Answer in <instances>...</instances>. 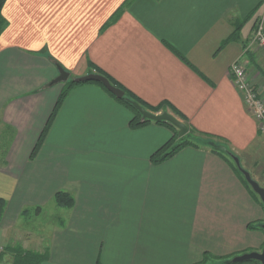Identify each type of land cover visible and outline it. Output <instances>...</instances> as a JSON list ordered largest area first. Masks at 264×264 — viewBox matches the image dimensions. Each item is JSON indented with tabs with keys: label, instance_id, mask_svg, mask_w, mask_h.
<instances>
[{
	"label": "crops",
	"instance_id": "crops-1",
	"mask_svg": "<svg viewBox=\"0 0 264 264\" xmlns=\"http://www.w3.org/2000/svg\"><path fill=\"white\" fill-rule=\"evenodd\" d=\"M2 16L0 250L47 254L43 264H222L263 251L264 207L231 159L186 147L154 164L170 128H133L132 112L96 84L57 104L66 82L100 70L226 142L264 188V133L229 77L245 63L264 101L253 39L264 0H7ZM59 192L71 208L56 206ZM36 210L51 219L35 231Z\"/></svg>",
	"mask_w": 264,
	"mask_h": 264
},
{
	"label": "trees",
	"instance_id": "trees-1",
	"mask_svg": "<svg viewBox=\"0 0 264 264\" xmlns=\"http://www.w3.org/2000/svg\"><path fill=\"white\" fill-rule=\"evenodd\" d=\"M6 1L7 0H0V36H1L4 28L7 26V22L2 16V8L4 7ZM253 15L254 14H252L248 18L247 21H250L252 19ZM247 21H245L244 24L247 23ZM95 72H96V74H99V75H102V76L106 77L114 86L120 88L122 91L125 92V97L123 99H118L113 94H111L109 91H107L101 84L93 83V82L92 83H88V84H96V85L100 86L111 97L116 99L123 106H125L128 110H130V112H132V114L134 115V117H133V119L131 121V125H132L133 128L138 129V128H141V127H143V126H145L147 124L153 123V122L144 121L142 115L134 108V106L132 105V103L129 100H131L133 102H136L137 104H139L140 106H142L144 109H146L147 111H149L151 113H155V114H157V113H169V114L173 115L174 117L180 119L188 127V130H189L188 134L185 137L181 138L179 136V132H178L177 128H175L173 125L168 124V123H164V122L155 123V124L164 125V126H167L168 128H170V130L173 133V137L166 145H164L156 153H154V155L152 157V161H153L154 164H162V163L166 162L168 159L174 157L178 152H180L182 149H184L186 147L200 148L201 147V143L204 142L205 145L209 144V142H210L209 140L213 141V142H210V143L213 144V148H211L212 152H214L217 155L223 156V157H225L227 159L234 158L233 154L231 153V151H229L226 148H220V146L217 144V141H218V142L223 143L224 145H227L226 142H224L223 140H220L219 138H214V137H212L210 135L200 134V133L196 132L188 124L187 118L185 116H183L181 113L176 112L175 110H172L170 112H167L165 110L163 111V106H159V107L145 106L142 102L131 98L129 93L126 90H124L123 88H121L120 86H118L115 82H113L108 75L104 74L100 70H96ZM80 84L81 83L75 82V79H72V80L67 82V84L64 87V90L62 91V94H61V96H60V98L58 100L57 108L62 104L63 100L66 98L68 93L74 87H76V86H78ZM46 132H47V128H46V130H45L43 135H45ZM190 135L191 136L192 135L193 136L197 135L199 138H201V140H197V139L194 140V137L192 139H190L191 138V137H189ZM214 141H216V142H214ZM37 150H38V148H36L34 154L36 153ZM235 168H236L237 174L240 176L241 180L243 181V184L250 190V192L256 198H258L257 194H255L253 192L251 187L248 185L246 180L241 175V173L238 170V168L237 167H235ZM55 202H56V204L59 207L71 208L73 206V204H74V199L68 193L59 192L55 196ZM261 204H262V202H261ZM262 206L264 207L263 204H262ZM6 207H7L6 201L4 199L0 198V222L2 221V218H3L4 213L6 211ZM24 213L27 214L28 211H26ZM261 230L264 231L263 228ZM8 253L11 254L14 257V264H43L48 259V255L47 254H39V253H35V252H30V251L23 250L20 247H16V248H6V249H4L0 253V262L3 259V256L5 254H8ZM248 263L260 264L257 261H251V262H248ZM248 263H244V264H248ZM222 264H233V263H232V260H231L229 262H224Z\"/></svg>",
	"mask_w": 264,
	"mask_h": 264
},
{
	"label": "water",
	"instance_id": "water-1",
	"mask_svg": "<svg viewBox=\"0 0 264 264\" xmlns=\"http://www.w3.org/2000/svg\"><path fill=\"white\" fill-rule=\"evenodd\" d=\"M61 76L58 79V82H64L68 80L69 74L66 73L63 70H60ZM75 82L77 83H98L101 84L107 91H109L111 94H113L118 99H123L125 97V92L122 91L120 88L114 86L106 77L99 75V74H90L88 76L77 78L75 79ZM134 108L142 115L144 121H149L153 123H168L173 125L175 128L179 130V136L182 138L185 135L188 134V127L181 121H179L176 117L169 113H163V114H153L146 109H144L142 106L137 104L136 102H133L129 100ZM234 161L236 165L239 168V171L243 174L245 177L246 182L250 185L253 192L257 194L264 205V188L259 185L258 182L254 181L247 171L241 168V164L238 158L234 157ZM264 229V226H263ZM251 261H257L260 264H264V249L262 252H252L247 253L242 256L235 257L232 260L233 264H244Z\"/></svg>",
	"mask_w": 264,
	"mask_h": 264
},
{
	"label": "built area",
	"instance_id": "built-area-1",
	"mask_svg": "<svg viewBox=\"0 0 264 264\" xmlns=\"http://www.w3.org/2000/svg\"><path fill=\"white\" fill-rule=\"evenodd\" d=\"M254 43L264 52V24L258 22L254 31ZM229 77L235 88L243 95L248 113L257 121L260 132L264 133V101L248 77L245 63L238 61L229 70Z\"/></svg>",
	"mask_w": 264,
	"mask_h": 264
},
{
	"label": "rangeland",
	"instance_id": "rangeland-1",
	"mask_svg": "<svg viewBox=\"0 0 264 264\" xmlns=\"http://www.w3.org/2000/svg\"><path fill=\"white\" fill-rule=\"evenodd\" d=\"M256 24H255V26H254V30L253 31H255L256 30V26H257V24H258V22H257V20H256V22H255ZM253 39H254V34H253ZM95 74H96V72H94ZM93 73V74H94ZM66 84H67V82H66ZM253 85V84H252ZM66 86V85H65ZM254 86V85H253ZM254 88H255V86H254ZM153 114H155V113H153ZM157 114H161V113H157ZM178 119V118H177ZM179 121H181L180 119H178ZM182 122V121H181ZM178 130V129H177ZM178 132H179V130H178ZM186 136V135H185ZM184 136V137H185ZM189 137H191L190 139H192L193 137H194V140H201V138H199L197 135H190ZM183 138V137H182ZM210 142H213L212 140H209ZM209 142V144H206L205 145V143L203 142V143H201V147H206V148H209L210 150H211V148H213V144L212 143H210ZM214 142H216V141H214ZM217 144L220 146V148H226V149H228L229 151H231V153L233 154V157H236V158H238L233 152H232V150L227 146V145H224L223 143H221V142H218L217 141ZM239 159V161H240V164H241V168L242 169H244V167H243V165H242V163H241V160H240V158H238ZM231 162L234 164V166L235 167H237L238 168V166L236 165V163H235V161H234V158H231ZM239 169V168H238ZM245 170V169H244ZM246 171V170H245ZM241 173V172H240ZM241 175L243 176V174L241 173ZM251 175V177H252V179L254 180V178H253V176H252V174H250ZM257 174L256 173H254V177H257L256 176ZM243 178L245 179V177L243 176ZM259 178H260V176H259ZM254 181H256V180H254ZM258 182V181H257ZM262 183V182H261ZM264 183V182H263ZM249 185V184H248ZM261 185V184H260ZM250 186V185H249ZM252 189V188H251ZM258 196V195H257ZM258 198H259V196H258ZM261 201V200H260ZM58 208H61V209H64V208H62V207H59L58 205H56ZM54 212H56L55 210H54ZM27 217H29V220H31V223H32V225H33V221L35 222V224H34V226H31V228H32V230H33V227H34V229H35V231H36V227H38V226H40L41 227V225H43L42 227H44V225H45V223H48L49 222V220L51 219V217H50V213L49 212H47V211H45V212H43L42 210H36L35 212H33V213H31V214H28L27 215ZM36 223L37 224H39L40 223V225H38V226H36ZM39 227V228H40ZM44 230V229H43ZM4 250V249H3ZM2 249L0 250V253L3 251ZM234 259V258H233ZM233 259H230V260H226V262H229V261H231V260H233Z\"/></svg>",
	"mask_w": 264,
	"mask_h": 264
}]
</instances>
